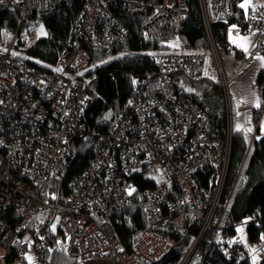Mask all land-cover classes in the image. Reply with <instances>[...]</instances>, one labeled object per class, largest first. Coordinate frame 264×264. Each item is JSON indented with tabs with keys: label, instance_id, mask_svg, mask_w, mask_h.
Instances as JSON below:
<instances>
[{
	"label": "built area",
	"instance_id": "1",
	"mask_svg": "<svg viewBox=\"0 0 264 264\" xmlns=\"http://www.w3.org/2000/svg\"><path fill=\"white\" fill-rule=\"evenodd\" d=\"M197 1L206 45L202 51L186 52L178 36L189 12L188 0H81L70 43L56 67L44 70L27 58L25 50L38 36L32 30L24 37L23 24L32 14H51L62 4L70 6L72 0H0L1 8L21 15L17 29L5 30L0 42V255L16 253L8 264H29L21 232L30 223L32 230H39L36 220L42 212H47L51 228L57 225L64 232L66 253L78 261L108 256L120 264H159L200 226L195 246L180 263L189 264L209 231L213 229L214 239L236 228L230 209L233 191L223 198L235 114L212 20L229 17L239 36H260L264 59V3L242 8L244 0ZM140 13L147 15L142 26L145 40L175 50L151 54L161 72L158 81L153 86L146 78L139 82L111 129L99 137L90 165L71 183L69 196L62 197L57 179L69 143L91 133L83 121L91 104L92 78L84 76L90 63L88 51L113 52L128 35L120 16ZM241 52L246 51L233 49V58H246L240 57ZM209 57L219 77L225 137L211 130L208 110L184 85L168 77L185 70L200 78ZM257 129L250 136L249 150ZM208 165L219 171L213 194L196 182ZM137 178L147 185L141 192L148 229L127 247L111 218L138 194ZM172 233L184 236L177 239ZM227 255L243 258L242 248L232 246Z\"/></svg>",
	"mask_w": 264,
	"mask_h": 264
},
{
	"label": "trees",
	"instance_id": "2",
	"mask_svg": "<svg viewBox=\"0 0 264 264\" xmlns=\"http://www.w3.org/2000/svg\"><path fill=\"white\" fill-rule=\"evenodd\" d=\"M81 0H72L67 6L62 4L55 12L37 16L32 14L23 24L22 33L27 31L31 25L43 21L48 28V36L37 38L34 45L27 47L25 52L32 63H36L44 70L54 69L58 64L60 54L68 46L71 28L76 12L81 6ZM189 12L185 23L179 32L178 43L183 51L199 52L206 45V33L197 0H188ZM145 13L133 16H120V22L127 30L126 41L107 53L99 50H90V63L86 67L84 76L91 77L89 86L91 104L83 118L85 128L90 130L89 135L74 137L68 146V156L63 164L61 176L57 179V189L62 197L70 194L71 183L78 178L90 165L94 158L95 148L99 137L107 133L125 107L130 97L135 94L139 82L146 78L150 85H154L161 72L151 54L150 50L159 48V43L146 41L142 34V26L146 21ZM21 15L17 10L0 7V42L5 30L17 29ZM234 20L229 17L212 20V29L218 47L230 51ZM164 46V45H161ZM209 67V66H208ZM208 67L206 72H208ZM205 72V73H206ZM176 84L189 87L192 98L202 107L208 110L211 120V130L225 137L227 122L224 113L223 98L212 100L207 108L209 94L219 87V81L207 76L195 78L183 71L172 72L168 75ZM259 85L264 86V69L259 73L257 79ZM264 91V89H263ZM213 102H215L213 104ZM263 107L255 111V123L260 119ZM250 135L235 131L232 139L231 161L228 175L225 181L223 198L226 199L231 192V213L234 222L239 225L247 223L244 231L250 244L264 238V136L253 141L249 150ZM219 171L212 165L204 167L196 176V182L202 188L215 192L218 182ZM141 189L132 201L124 208V211L111 218L112 225L118 233L122 243L131 247L136 237L148 229L145 215L146 199L142 189L147 185L138 182ZM49 218L45 217L41 222L36 220L39 230H32L34 223L21 235L25 237L31 234L38 247L40 258L46 264H79L81 261L71 259L65 249L66 235L57 227V231L49 225ZM247 221V222H246ZM199 227L191 231L180 246L174 248L159 264H179L184 256L186 246L193 235L198 233ZM237 230L234 228L227 231L226 237L235 236ZM175 238L180 239L183 234L172 233ZM209 237L201 242L200 251L209 246ZM238 243V242H237ZM250 244H237L242 248L243 258H227L217 245H213L205 258L204 264H253L252 249ZM15 252L4 256L6 264L13 261ZM259 264H264V260Z\"/></svg>",
	"mask_w": 264,
	"mask_h": 264
},
{
	"label": "crops",
	"instance_id": "3",
	"mask_svg": "<svg viewBox=\"0 0 264 264\" xmlns=\"http://www.w3.org/2000/svg\"><path fill=\"white\" fill-rule=\"evenodd\" d=\"M234 42H236L233 45L234 47H239L244 50L247 49L245 51L248 53L246 58L239 60V62H236L231 56L234 67L231 62L228 67L230 74L233 70L238 69L236 73L238 79L230 83L231 104L235 114L234 129L235 131H240L246 135H250L257 127V136L260 138L264 136V111H262L260 119L257 123H255V111L261 107L264 108V86L259 85L257 81L259 73L264 69L263 56L261 53L257 55V53L260 52L258 50L260 48L261 37L255 35L245 37L237 35V37L235 36ZM204 76H207V73H205ZM217 89L218 87L213 88V90ZM26 236H30L26 243L32 240L35 244V240L31 234ZM261 240L262 244H264V238ZM262 244H257L256 252L259 250L263 252L262 257L257 264L264 260V248L262 247ZM35 247L36 252L32 253V255H29L27 258L29 264H46L40 258L36 244ZM250 247L252 249L251 244ZM0 263L6 264L5 258H3V260L0 259ZM79 264L120 263L112 257L93 256L83 259Z\"/></svg>",
	"mask_w": 264,
	"mask_h": 264
},
{
	"label": "rangeland",
	"instance_id": "4",
	"mask_svg": "<svg viewBox=\"0 0 264 264\" xmlns=\"http://www.w3.org/2000/svg\"><path fill=\"white\" fill-rule=\"evenodd\" d=\"M244 4H248V5H260V4H263L264 3V0H244L243 1ZM210 14H212L214 16V10L212 8H210ZM35 31V33L37 34V36L39 38L41 37H46L48 36V28L45 26L44 22L43 21H40L39 23H36L34 25H31L27 31L23 32V36L26 37L28 35V33L30 31ZM233 30L235 31L234 34L232 35V45H231V48H230V51L228 52V50L224 49L223 47H220L219 48V53H220V58L222 60V63L225 67V70H226V73L228 74V79L230 81V83L234 80H237L238 79V76L236 75L238 69H235L233 70V72L230 74L229 70H228V67H229V64L231 62L232 66L234 67L233 65V61H232V50L235 49V48H238L239 47H234L233 45L236 43L234 42V39H235V36L237 37L239 31L235 28V26L233 25ZM175 48L174 47H170V45L168 46H161L159 45V48L158 49H155V50H150L148 51L147 53L149 54H154V53H157V52H163V53H166V52H172L174 51ZM259 51V50H258ZM246 53V54H245ZM241 52L240 57H243V56H247V52ZM259 53H257V55H259ZM233 57V56H232ZM234 59V58H233ZM236 62H239V60H242L240 58L238 59H234ZM208 72L207 73V77L209 78H212L213 80L215 81H218L219 80V77H218V74H217V70H216V65L212 62L211 58L209 57L208 58ZM88 69H84V72L87 71ZM91 78V77H89ZM186 89L189 91V87L188 86H185ZM219 89V87H218ZM214 90L211 94H209L208 96V101H207V108H209V103L212 101V100H217L218 98L222 97L221 95V92L220 90ZM215 102H213L214 104ZM47 216V212H42L39 214L38 216V222H41L43 220V218H45ZM247 222V221H246ZM247 223H245L246 225ZM56 225V224H55ZM245 225H237L236 224V230H237V234L234 236H229V237H226V232L229 231V230H226L222 233H220L216 238L213 239V235L212 237L210 236L212 233H210L211 231L213 232V229L211 231H209L208 233L210 234L209 236L207 235L208 233H206L205 235H207V237H209V246L207 247V249L205 250H202L200 251V249L198 248V250L194 253V256L191 260V262L189 264H204V261H205V258L206 256L208 255L209 253V250L210 248L213 246V245H217L219 247V250L221 251V253H223V255H225V257L229 258V256L227 255V252L231 249V247H236V246H239L237 245L238 243L240 244H244V245H247V244H250L248 242V239L246 237V234H245V231H244V227ZM57 226V225H56ZM54 227L53 228V231H57L58 230V226L57 227ZM200 228V226H198ZM234 229V228H233ZM232 230V229H231ZM214 234V232H213ZM197 235H193L190 242H189V245L186 246V249H185V253H184V256L183 258L181 259L180 263L183 262V260L186 258V256L188 255L189 251L191 250L192 247L195 246L196 244V238ZM30 238V236H25L23 239H24V242H27V239ZM211 238V239H210ZM207 239V238H206ZM238 242V243H237ZM257 244H262V240H259L257 241V243H254V244H251L252 246V256H251V259H252V263L253 264H257L258 261L261 259L262 257V254L263 252L261 250L257 251L256 252V249H257ZM28 245V248H27V251H26V258H28V256L32 255V253H35V244L32 240L28 241L27 243ZM264 244H262V247L264 248L263 246ZM4 256L0 255V259L3 260ZM113 259H115L116 261H118L116 258L112 257ZM179 263V264H180ZM1 264V263H0Z\"/></svg>",
	"mask_w": 264,
	"mask_h": 264
},
{
	"label": "water",
	"instance_id": "5",
	"mask_svg": "<svg viewBox=\"0 0 264 264\" xmlns=\"http://www.w3.org/2000/svg\"><path fill=\"white\" fill-rule=\"evenodd\" d=\"M183 72L187 73L185 70H184ZM188 74H189V73H188ZM189 75H190V74H189ZM54 217H55V215L52 216V220L54 219Z\"/></svg>",
	"mask_w": 264,
	"mask_h": 264
},
{
	"label": "snow or ice",
	"instance_id": "6",
	"mask_svg": "<svg viewBox=\"0 0 264 264\" xmlns=\"http://www.w3.org/2000/svg\"><path fill=\"white\" fill-rule=\"evenodd\" d=\"M241 7L243 8V7H246V5L245 4H241ZM245 50H247V49H245Z\"/></svg>",
	"mask_w": 264,
	"mask_h": 264
},
{
	"label": "clouds",
	"instance_id": "7",
	"mask_svg": "<svg viewBox=\"0 0 264 264\" xmlns=\"http://www.w3.org/2000/svg\"><path fill=\"white\" fill-rule=\"evenodd\" d=\"M100 51V50H99ZM104 52V51H103ZM107 53H112V52H107Z\"/></svg>",
	"mask_w": 264,
	"mask_h": 264
}]
</instances>
